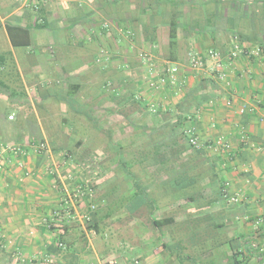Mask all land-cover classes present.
Masks as SVG:
<instances>
[{"label": "crops", "instance_id": "crops-1", "mask_svg": "<svg viewBox=\"0 0 264 264\" xmlns=\"http://www.w3.org/2000/svg\"><path fill=\"white\" fill-rule=\"evenodd\" d=\"M0 32V144L27 152L22 167L10 157L0 173V264H264L249 248L264 244V225H254L264 219V0H44L37 11L0 0ZM235 44L262 53L231 62ZM168 65L174 83L151 89ZM182 102L199 148L172 176L140 168L131 150L143 130L182 114ZM42 141L57 148L44 161L31 153ZM53 168L73 170L70 191L92 187L95 209L64 208ZM225 184L237 203L220 195ZM161 219L172 222L155 228Z\"/></svg>", "mask_w": 264, "mask_h": 264}, {"label": "built area", "instance_id": "built-area-1", "mask_svg": "<svg viewBox=\"0 0 264 264\" xmlns=\"http://www.w3.org/2000/svg\"><path fill=\"white\" fill-rule=\"evenodd\" d=\"M44 0H18L19 6L21 8H26L32 11H37L39 9V3L43 2ZM260 49H251L247 52H245L242 47L239 44H235L230 51L228 55V59L232 62L235 61L241 57H259L261 55ZM208 56L212 58L214 63V77L218 81L222 83H226V80L228 78L227 70L224 68V65L221 63V54L217 51H208ZM190 67L193 70H198L202 67V61L200 58H192L190 60ZM178 73V68L174 65H168L166 67H162L161 71L159 70V73H157L155 79L150 78L149 81V87L151 89H159L160 87H164L167 84L174 83L176 74ZM225 105L228 107L231 105V101L226 100ZM147 108L150 113L156 114L160 108V106L153 102L149 103L147 105ZM13 117L10 116L9 120H11ZM186 134L189 137V143L194 148H199V143L197 141V138L194 137L192 130H187ZM215 144L225 150L229 149V144L226 143L225 140H223L222 137L218 138L215 142ZM31 153H33L36 156H39L43 161L47 160L52 155V149L49 147V145L42 141L39 142L37 145L31 146ZM61 159L66 163V160L64 159L66 156L65 154L61 153ZM27 155V152L17 146L13 145H4L0 144V173L2 172L5 163L7 160L11 157L13 158L16 163L22 167L24 165L23 159ZM73 168V167H72ZM73 170H69L66 173V175H61L58 170H48L49 175H57L59 180L62 184V197H61V205L64 206V208L68 209L69 207L74 208L77 203L81 201H86L89 205L90 210H94L95 206L92 203L93 197H94V190L92 187L84 186L82 183L77 184L71 191L65 187V183L67 181H73L74 175L72 174ZM222 193L224 197L228 198V202L231 204H235L239 201V198L237 196H230L227 193V184L224 185L222 189ZM82 220L85 223H89L90 216L88 214L82 215ZM254 225L256 228L261 227L264 225V219H257L254 221ZM59 247L63 246L61 243L58 245ZM249 248L252 250L257 251L258 253H264V244H260L257 242H253L249 244Z\"/></svg>", "mask_w": 264, "mask_h": 264}, {"label": "trees", "instance_id": "trees-1", "mask_svg": "<svg viewBox=\"0 0 264 264\" xmlns=\"http://www.w3.org/2000/svg\"><path fill=\"white\" fill-rule=\"evenodd\" d=\"M170 40V43L173 44L175 41L174 34L170 35ZM183 104L184 102L180 103L175 108L179 112H182V114H176L175 111L174 114L161 115L163 121L160 125L143 130L145 140L143 142L141 141L138 146H134L131 150L135 155L139 154L140 157L138 159L137 156V164L140 168H154L155 173L170 172L172 176L175 170L174 166L178 165L179 157L187 150H193L194 147L190 145L188 136L185 134V122L190 114L185 111L183 112ZM108 136L110 137L111 133H108ZM52 149L56 150L57 148L52 147ZM118 152L120 155L124 156L117 161L118 170L127 173L131 170L132 165L125 158V146H121L120 144ZM187 167L188 165L182 166L180 169L186 172ZM123 182L125 183L127 180L125 179ZM222 189L223 187L220 190V195L224 196ZM193 198L194 197H186L189 201H193ZM170 222H172V219L153 220L152 225L155 228H159Z\"/></svg>", "mask_w": 264, "mask_h": 264}, {"label": "rangeland", "instance_id": "rangeland-1", "mask_svg": "<svg viewBox=\"0 0 264 264\" xmlns=\"http://www.w3.org/2000/svg\"><path fill=\"white\" fill-rule=\"evenodd\" d=\"M4 39H3V36H2V33L0 32V55L4 52ZM9 111H14L13 109H8ZM132 141V140H131ZM134 142V141H133ZM126 144V142H123ZM126 151V149H125ZM111 159H115L114 157H112ZM113 162V161H112ZM113 165V163H111L109 160L107 162V168H111V166Z\"/></svg>", "mask_w": 264, "mask_h": 264}]
</instances>
